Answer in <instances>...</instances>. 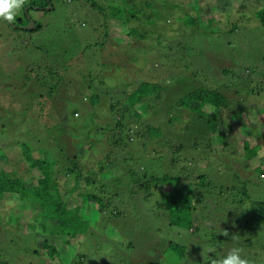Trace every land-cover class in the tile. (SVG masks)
<instances>
[{
	"label": "rangeland",
	"instance_id": "1",
	"mask_svg": "<svg viewBox=\"0 0 264 264\" xmlns=\"http://www.w3.org/2000/svg\"><path fill=\"white\" fill-rule=\"evenodd\" d=\"M188 1L169 0L167 5L158 4L161 7L158 8L163 19V23L162 20L159 21L160 26L168 37L162 39L164 46L158 45L157 36L154 39L152 46L160 48L155 49L154 53H149L153 56L151 60L153 67L148 64L146 56L142 53L144 48L142 50L138 47L136 41L121 40L122 35L107 36L100 24V22L104 23L106 13L95 10L84 0L78 2L77 0H53L54 6L51 4L53 10L47 13L44 10L40 11L35 6L31 7V0H25L26 7L24 9L28 10L31 7L28 15L35 23V27H40L31 33L28 30L16 31L17 26L14 25L19 20L27 21L29 24L28 16L25 17L23 14L24 5L16 13L13 22L0 19V75L4 79L10 77L14 79L13 85L9 87H6L7 83L0 84V167L12 165L20 177L33 179V181L36 178L35 171L30 169L29 163L25 161L20 151L19 142L30 140L31 145L33 138H36L37 135L31 133L27 137L22 136L20 130L13 127L12 121L8 122L7 119L20 114L18 112L22 106L20 83L24 84L27 76L32 79L35 74H40L41 71L37 68L50 66L52 60L60 63L53 69L56 72L53 81L55 84H60L55 90H51V93H54L51 100L54 106H57V102L62 103L56 114L58 118H53L52 121L60 122L59 119H62L67 122L72 120L74 112L83 111V97H89L83 82L98 81L96 85L102 91L116 87L121 91L122 97H127L122 91L128 94L137 91L144 78L146 79V75L151 73L155 76L157 85L161 87L172 86L171 88L175 89V86L179 85L181 90L176 88L178 92L172 93L169 98L174 95H179L182 98L194 88L209 83L205 76H209L211 81L212 78H217L221 67L216 70L209 68L208 62L213 61L212 58H217L216 63L222 66L226 55L234 52L237 56L230 57L229 64L233 68L252 72L257 78L253 80L252 85L249 84L245 88H243V82L237 81L230 89L231 96H235L236 102L243 101L238 106H243L246 109L247 120L257 129L264 130L263 88L261 95L256 93L262 87L264 74V62H262L264 32L261 30L262 35L260 30L255 28L257 25H251L256 20L252 21L250 17L244 15L243 11H239V15H237L235 8L233 9V7H247L244 4H249V1L226 0L227 4L231 6L227 8L226 12L222 11L224 3L217 9L213 8L221 0H192V3L189 4ZM119 2L121 1L119 0ZM41 3L44 4V1L36 2L40 6ZM124 7L125 5H123ZM47 8L44 7L45 10H48ZM203 9L213 13L206 15ZM190 10L195 12L197 19H193L194 15L190 13ZM201 11L202 16L198 17L196 14ZM227 12L232 14L231 18L226 15ZM250 12L253 14L254 9H250ZM230 19L236 20L235 24L230 25ZM259 20L262 23V20ZM234 27H236V31L231 33L230 30ZM63 32L65 34L62 42L69 47L57 51L52 44L49 51H41L47 44L59 39V33ZM179 42L186 43L183 46L186 47L184 48L186 49L185 53L180 51L177 56L171 57V60H168L167 65L164 66L160 62L163 52L168 51L167 47L169 50L171 48L175 51L180 50L177 45ZM157 51L161 53V56ZM183 55L185 56L182 58ZM149 57L147 55V58ZM205 64L207 67H204ZM227 65L224 61V66L227 67ZM253 66L258 67L256 70L258 74L256 71L253 72ZM140 68L142 69L140 70ZM33 70L36 71L32 72ZM183 73L188 75L185 76L188 78L187 80L181 77ZM91 76L92 78H90ZM193 76H196V81L193 79L196 83L192 82L191 77ZM197 76L204 81L200 82ZM22 77H24V81H22ZM246 77L248 74L244 76L245 81ZM55 84H51L50 89ZM183 87H186L184 91H182ZM242 88V95L236 96V93L238 94ZM249 90L255 92L247 95ZM63 97L68 99L64 100ZM38 104L35 105L39 106ZM109 104H113L115 107L119 105V103L112 102L111 98L105 102V105ZM148 106L149 104L145 103L140 107L139 112L144 117L154 115L156 107L149 110ZM194 110L196 113L203 110V113L200 114L204 117H206L205 111L210 113V109L198 110L197 108ZM10 111L12 113L8 115ZM40 114L39 111H36L35 116ZM171 115L177 116L176 112ZM181 115L183 113L180 110L177 117ZM97 120L101 121L100 115ZM158 123L165 124V116L158 117ZM233 123L238 125L236 121ZM194 124H191V127ZM84 125L87 126L86 123ZM237 125L233 127L232 132H240L241 127L239 128ZM72 126L71 124L66 131L72 129ZM222 129L227 133L230 132L228 140H231L233 135L229 125H224ZM39 133L41 132L38 131L37 134ZM243 133L252 135L245 129H243ZM105 137H110V133L97 134L99 140ZM128 137V140L125 139L122 145L112 146L110 142H107L97 146V149L105 150V153L100 155L104 165H96L94 169L89 170L90 178L84 184L86 185L85 191L88 193L98 192L97 188L103 187L104 195L114 196V199H111V205L117 214L115 216L105 215L104 220L95 215L93 223L96 227L93 228V234L96 230L99 235L92 236L90 239L77 238L75 243L70 242L66 237L60 238V241L53 240V244L56 242L61 244V259L64 264L78 263L79 261H75V259L81 256H84L81 258L82 263L93 260L98 264H212L213 260L219 261L233 248L241 250V255L247 259L248 264H264V225L259 229H254L250 225L256 215L254 202L264 201V179H261V173L264 171V166L261 167L264 153L256 162H250L251 167H246V160L243 156L231 152L229 148H222L218 141H214L212 148L204 150L208 155L204 158L202 167L196 171L207 176L213 186V193L217 194L227 187H236L239 189L236 190L239 191L237 192L239 196L235 198L229 196V199L225 197L219 198V200L211 199L212 203L205 200L204 203H198L197 206L194 204L195 210L188 214L182 213L176 219L177 223H173L172 215L163 207L158 206L159 196L145 198L146 194L142 190H137L136 194L133 187L134 184L140 182L143 184L144 180L140 179L145 174L149 177L153 174L164 177L167 176L166 173H173L180 167L188 170V164L178 163V159L174 157L166 166H160L154 157L157 145L153 139L147 137L142 141L138 135ZM64 139V135L58 138V141L61 140L62 147L66 146ZM234 143L230 141L231 146ZM31 146L35 147L34 144ZM77 149L82 151L80 155L86 154L83 146H78ZM54 152H56L55 157L62 156L56 148L51 154ZM126 160H129L128 165L125 164ZM147 167L154 169L143 172ZM193 167L195 166L193 165ZM129 168L134 170L135 181L125 177ZM156 189L157 187L151 189L150 193L154 194ZM241 197H245V199ZM211 204L213 205L212 209ZM82 205L84 207L82 197L69 204L71 208ZM38 206L37 204L33 211L29 206H25L23 210H20L23 214L14 215L11 212L15 219L11 227H4L0 216V264L5 262L9 264L39 263L37 256L34 255L36 245L30 236L32 231L28 229L35 224L36 229L41 230L39 219L37 220L33 216ZM258 215L260 216L261 212ZM22 223H28V226L19 225ZM11 235L14 236L11 237ZM40 239L43 240V236L40 235ZM170 243L179 249L169 250L171 249L168 247Z\"/></svg>",
	"mask_w": 264,
	"mask_h": 264
},
{
	"label": "trees",
	"instance_id": "2",
	"mask_svg": "<svg viewBox=\"0 0 264 264\" xmlns=\"http://www.w3.org/2000/svg\"><path fill=\"white\" fill-rule=\"evenodd\" d=\"M40 1H44V4L41 3V6L36 4L34 0H31V7L35 6L40 11H46V13L53 10V0ZM84 1L88 2L91 7L93 6L95 10L106 13L104 15V23L100 22V24L106 31L107 36L114 34L117 37V35H122L121 40L131 39L136 41L138 47L142 50L144 48L142 53L146 56L148 64H152L151 60L153 56L149 53H154L155 49L160 48L152 46L154 39L157 36L158 45L164 46L162 39L168 37L160 26L159 21L162 20L163 23V19L159 10L161 7L158 4L167 5L169 0H128L126 2L125 0H120L121 2L119 0ZM248 1L249 4H244L247 7H233V9L235 8L237 15H239V11H243L244 15L250 17L252 21L256 20L251 25H257L255 28L259 29L260 32L261 30L264 32V0ZM187 3H192V0H189ZM221 4H223L222 11L225 12L228 7H231L227 4L226 0H221L213 8L217 9ZM123 5H125L124 8ZM49 6L51 7L50 9H44V7ZM25 7L26 5L23 7V14L26 17L31 7L28 10H25ZM250 9H254L253 14H251ZM203 11L206 15L213 13L210 10L203 9ZM190 13L194 15V20L197 19L193 10H190ZM196 15L201 17L202 11ZM226 15H229V18L232 17V14L229 12ZM258 18L262 20V23ZM235 22L236 20L230 19V25L235 24ZM193 23L196 24V22ZM27 24V21L19 20L14 25L17 26L16 31H25L27 29L23 27H26ZM38 28L40 27L38 26L28 31L31 33ZM252 29L254 30V28ZM181 31L183 32V30ZM230 31L234 33L236 27ZM165 32L167 34L168 30ZM64 34L65 32L59 33V39L51 44H47L44 50L42 48L41 51H49L48 49L52 44L56 47L57 51H62L69 47V45L66 46L62 42L64 41ZM177 45L180 47V50L175 51L172 48L169 50L167 47L168 51L163 52V58L160 59V62L164 66L167 65L168 60H171V57L177 56L180 51L183 54L185 53L186 49L184 48L186 47L183 46L186 43L179 42ZM159 54L161 56V53ZM147 55L150 57L147 58ZM236 56V53L230 52L226 55L225 60H223L222 66L216 63L217 58H212L213 61L208 62L210 64L209 68L216 70L221 67L217 78H212V82L209 76H205L209 83L194 88L182 98L179 95L169 98L172 93L178 92L177 89L181 90L179 85L175 86L177 89H172V86L161 87L157 85L156 78L151 73L150 75H146V79L144 78L143 83L140 84L137 91L131 94L122 91L127 97H122L121 91L116 87L102 91L96 85L98 81L92 82L88 80L87 82H83L86 94L89 93V97L87 98L82 96L84 99L83 111H80V113L74 112L72 120L67 122L62 121V119H59L60 122L52 121L54 120L53 118H58L56 114L62 106L60 102H57V106H54L51 100L54 96L51 90H55L60 84H55L53 81L56 75L53 69L60 65V63L52 60L50 61L51 67L39 66L37 69L41 71L40 74H35V77L33 76L32 79L27 76L24 81V77H22L21 79L24 81V84L20 83L21 87L19 88L22 92V106L20 107L21 110H18L20 114L18 116L14 115V118L9 117L7 121H12V126L18 128L24 137H27L31 133L37 135L36 138L32 137L34 140L31 142L35 147L31 146L32 144L30 145V140L19 142L20 151L25 161L29 163L30 169L35 171L36 178L33 181V179L20 177L12 165L0 167V216L2 217L4 227H11L13 220L15 221L12 213L14 215L21 213L20 210H23L25 206H29L33 211L38 204L37 211H34L33 216L37 220L39 219L41 230L39 229L38 231L35 224L31 228H28L32 231L30 236L34 239L36 245L34 255L37 256L39 262L37 264H64L61 259V244H57V242L53 244V240L60 241V238L66 237L70 242L75 243L77 242V238L90 239L92 236L99 235L96 230L93 234V228L96 227L93 223L95 215L99 219L104 220L105 215L115 216L117 214L111 205V199L114 196L104 195L105 190L103 187H96L99 193L94 191L93 193H88L85 191L86 185L84 184L90 178L88 171L94 169L96 165H104L103 161L101 162V156L102 153H105V150L97 149V146L101 145L100 143L106 144L107 142H110L112 146L122 145L125 139L128 140V136L132 135H138L142 141L149 137L156 142L157 146H155L154 157L160 166H166L174 157L178 159V163L183 164L185 162L189 166L188 170L180 167L175 169L173 173H166L167 176L164 177L154 174L149 177L145 174L140 179L144 180L143 184H140L142 183L140 182L134 184L133 187L135 193L137 190H142L146 194L145 198L159 196L158 206L160 208L163 207L172 215L173 223H177L176 219L182 213L188 214L195 210L194 204L197 206L198 203H202L205 200L211 202V199L219 200V198L224 197L229 199V196H234L233 198L239 196L237 194L239 191H236L239 189L236 187H227V189L217 194L213 193V186L208 181L207 176L196 171V169L202 167L204 158L208 155L204 150L212 148L214 141H218L222 148H229L231 152L243 156L246 160V167H251L249 165L250 162H256L262 157V153H264V130L257 129L255 125H252L247 120L246 109L243 106H238L243 101L236 102L234 100L235 96H231L230 89L237 81L243 82V88H245L249 84L252 85L253 80L257 78L252 72L241 68H233L229 64V58ZM262 60L264 62V58ZM224 61L228 64L227 67L224 66ZM151 66L153 67L154 65ZM204 67H207V64ZM257 68V66H253V72ZM202 70L204 69L202 68ZM34 71L36 70L32 72ZM256 73L258 74L257 71ZM246 74H248V77H246L245 81L244 76ZM185 76L187 77L188 75H184L183 73L181 77L185 79ZM197 77L200 82L204 81L199 76ZM191 79L193 83H196L194 82L196 81V76L191 77ZM13 80L11 77L4 79L0 75V84L5 85L7 83L6 87L13 85ZM101 83L104 84V82ZM51 84L55 85H52L50 89ZM261 85L262 87L256 92L258 95H261L262 88L264 90V74ZM185 88L183 87L182 91ZM243 88L238 91V94L236 93V96L242 95ZM254 92V90H249L247 95ZM109 97L112 102L119 103V108L113 104L105 105V102L110 99ZM63 99L68 98L63 97ZM36 103H39V106L35 105ZM145 103L149 104V110L156 107L154 115L146 117L141 115L139 110ZM197 108L198 110H202L203 108L204 110L210 109V113L205 111L206 117H204L200 114L203 113V110L200 113L195 112L194 109ZM180 110L183 115L177 117ZM36 111H39L41 114L35 116ZM174 112H176L177 116L171 115ZM262 112H264V109H262ZM11 113L12 111L8 115ZM98 115H100L101 121L97 120ZM162 116H165L166 123L160 125L158 117ZM79 121L80 123H78ZM234 121L238 125L234 124ZM84 123L87 124L86 127ZM193 123L195 124L191 127ZM71 124L73 125L72 129L66 131L70 128ZM226 124L229 125V129L233 135L231 140H228V133L230 132L227 133L226 130L222 129ZM241 124L242 126H240ZM235 125L239 128L241 127L239 133L232 132ZM82 129L85 130L83 131ZM243 129L248 133H252V135L243 133ZM38 131L41 133L37 134ZM106 132L110 133V137L97 139V134ZM123 134L128 135L124 136ZM63 135L66 143L65 147H62L60 144L61 140L58 141V138ZM235 140L236 142L234 143ZM230 141H233L234 145L231 146ZM78 146H83L86 154L80 155L82 151H78ZM55 148L61 152L60 155L62 156L55 157L56 152L51 154ZM128 161L126 160L125 164L128 165ZM191 162L193 163L192 165ZM261 162H263L261 165L263 167L264 156ZM152 169L154 168L147 167L143 172ZM125 177L135 181L134 170L129 168ZM261 177H264V171H262ZM155 187L157 189L154 194L150 193L151 189ZM242 193L244 194L245 192ZM80 197L84 199V207L82 205L71 208L69 206L70 202L76 201ZM241 198L245 199V197ZM254 205L256 215L250 222V225L254 229H259L260 226L264 225V201L254 202ZM212 208L213 205L211 204ZM259 212H261L260 216L258 215ZM25 218H27L26 215ZM24 224L28 226V223L19 225L23 226ZM40 235L43 236V240L40 239ZM13 236L11 235V237ZM8 239H10V236H8ZM30 241L32 243V239ZM168 247L171 248L169 249L171 251L179 249L172 243ZM83 257L75 259V261H79L78 263L75 262V264H98V262L93 260L82 263L81 258ZM1 264L9 263L5 262ZM69 264L74 263L70 262Z\"/></svg>",
	"mask_w": 264,
	"mask_h": 264
},
{
	"label": "clouds",
	"instance_id": "3",
	"mask_svg": "<svg viewBox=\"0 0 264 264\" xmlns=\"http://www.w3.org/2000/svg\"><path fill=\"white\" fill-rule=\"evenodd\" d=\"M24 3L25 0H0V19L13 22L16 13ZM261 179H264V177H261ZM212 264H248V261L242 257L240 249L233 248L219 261L213 260Z\"/></svg>",
	"mask_w": 264,
	"mask_h": 264
},
{
	"label": "water",
	"instance_id": "4",
	"mask_svg": "<svg viewBox=\"0 0 264 264\" xmlns=\"http://www.w3.org/2000/svg\"><path fill=\"white\" fill-rule=\"evenodd\" d=\"M51 7L49 6L47 9H50ZM28 20H29V24L26 27H23L24 29L27 30H33L35 28V23L33 21H31L29 15H28Z\"/></svg>",
	"mask_w": 264,
	"mask_h": 264
}]
</instances>
